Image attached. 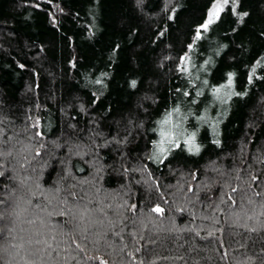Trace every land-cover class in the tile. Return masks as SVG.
<instances>
[{
    "label": "trees",
    "instance_id": "trees-1",
    "mask_svg": "<svg viewBox=\"0 0 264 264\" xmlns=\"http://www.w3.org/2000/svg\"><path fill=\"white\" fill-rule=\"evenodd\" d=\"M213 1L0 0V264H264V0Z\"/></svg>",
    "mask_w": 264,
    "mask_h": 264
},
{
    "label": "snow or ice",
    "instance_id": "snow-or-ice-1",
    "mask_svg": "<svg viewBox=\"0 0 264 264\" xmlns=\"http://www.w3.org/2000/svg\"><path fill=\"white\" fill-rule=\"evenodd\" d=\"M224 2L227 3L228 0H224ZM217 7H219V6H217ZM213 15H216V12H215V11L209 13V17H210V18H209V20L207 21V23H205L204 25H202V28H204V29L206 30L207 27H208V25H209L210 23L213 22L212 19H211V17H212ZM245 15H246V14H245ZM229 84H231V76H229ZM216 91H219V89H217ZM185 94L187 95V93H185ZM177 111H178V109H177ZM170 116H171V114H169V117H167V118L165 119L164 123H168V122H170ZM37 135H40V133H37ZM165 135H166V134L162 131V132H161V136L164 137ZM193 135H194V134H193ZM161 143H163V141H162ZM185 143L191 144V145H193V147H195V145L193 144V139H192V138H189V140L185 141ZM177 146H179V145H177ZM160 150L163 152V151H164V148L161 146ZM189 150L191 151L192 149L190 148ZM196 151H199V149L196 148ZM37 155H39L38 152H37ZM3 175H4V173H3V172H0V176H3ZM251 179H252L253 181H256V180L258 179V177H256V176H252ZM236 191H237L236 188H233V189H232V192H236ZM255 194H256V195H260L261 193H255ZM229 199L231 200L232 197L229 196ZM0 203H2V201H0ZM233 203H235V201H233ZM132 208L135 209V208H136V205H132ZM151 211H152V212H155V213H157V214H163L164 209L161 208V207H159V206H156V207L152 208ZM59 214H60V215H63L64 213L61 212V213H59ZM49 215H51V214H49ZM251 230H252V231H255V229H251ZM209 235H214V233H209ZM49 247H51V245H49ZM76 247L79 248L80 245L77 244ZM81 250H82V249H81ZM101 264H103V262H101Z\"/></svg>",
    "mask_w": 264,
    "mask_h": 264
},
{
    "label": "rangeland",
    "instance_id": "rangeland-1",
    "mask_svg": "<svg viewBox=\"0 0 264 264\" xmlns=\"http://www.w3.org/2000/svg\"><path fill=\"white\" fill-rule=\"evenodd\" d=\"M223 3H224V0H214V1L212 2L210 8L208 9V12H207L206 18H205L204 22L200 25V28H202V25H204L205 23H207V21L209 20V18H210V17H209V13H210V12L215 11V12H216V15H217V13H218V11L221 9ZM217 6H219V7H217ZM216 15H213V16L211 17V19L213 20V19L216 17ZM185 64H186V60L183 59V60H182V66L184 67Z\"/></svg>",
    "mask_w": 264,
    "mask_h": 264
}]
</instances>
